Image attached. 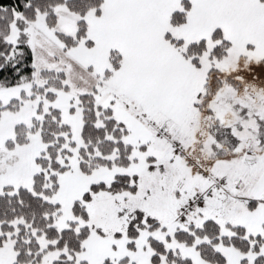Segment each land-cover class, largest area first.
<instances>
[{"label": "snow or ice", "instance_id": "1", "mask_svg": "<svg viewBox=\"0 0 264 264\" xmlns=\"http://www.w3.org/2000/svg\"><path fill=\"white\" fill-rule=\"evenodd\" d=\"M0 264H264V0H0Z\"/></svg>", "mask_w": 264, "mask_h": 264}]
</instances>
